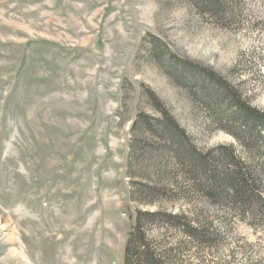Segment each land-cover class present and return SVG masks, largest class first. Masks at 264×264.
I'll return each mask as SVG.
<instances>
[{"label": "rangeland", "instance_id": "obj_1", "mask_svg": "<svg viewBox=\"0 0 264 264\" xmlns=\"http://www.w3.org/2000/svg\"><path fill=\"white\" fill-rule=\"evenodd\" d=\"M197 1L0 0V264H123L137 210L210 223L218 238L176 264H264V223L197 193L134 199L139 184L174 190L172 176L158 181L167 169L146 149L158 142L138 123L160 118L151 95L199 150L231 146L252 163L183 66L264 111V0H221L215 18ZM149 236L181 240L167 228Z\"/></svg>", "mask_w": 264, "mask_h": 264}, {"label": "trees", "instance_id": "obj_2", "mask_svg": "<svg viewBox=\"0 0 264 264\" xmlns=\"http://www.w3.org/2000/svg\"><path fill=\"white\" fill-rule=\"evenodd\" d=\"M196 3L212 18L222 11L221 0H198ZM183 67L197 74L196 86L200 88L202 97L209 101L205 109L217 116L223 129L248 149L252 163L240 158L231 146H220L207 152L199 150L151 95L160 118L154 120L140 115L138 123L158 142L146 147L151 155L160 154L162 158L153 165L158 167L161 162L168 171L157 172L158 181L164 183L172 176L174 190L167 183L161 186L139 184L134 199L150 205L157 201H170L182 194L197 193L210 205L233 214L251 227H255L254 222L257 221L264 223V111L250 106L216 74L193 64ZM152 227L179 233V244L169 247L158 245L149 236ZM217 238L209 222L194 218L192 214L137 210L125 242L123 264H176L178 255L193 243L209 246Z\"/></svg>", "mask_w": 264, "mask_h": 264}]
</instances>
